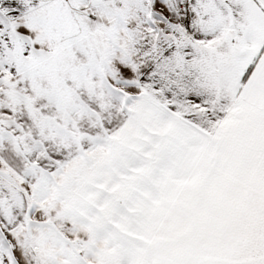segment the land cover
I'll return each instance as SVG.
<instances>
[{
	"label": "snow or ice",
	"instance_id": "6c2138e0",
	"mask_svg": "<svg viewBox=\"0 0 264 264\" xmlns=\"http://www.w3.org/2000/svg\"><path fill=\"white\" fill-rule=\"evenodd\" d=\"M0 264H264V0H0Z\"/></svg>",
	"mask_w": 264,
	"mask_h": 264
}]
</instances>
